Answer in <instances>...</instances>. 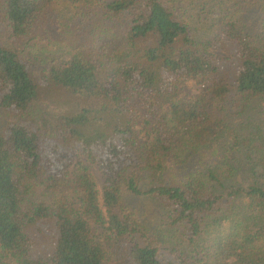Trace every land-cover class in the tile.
<instances>
[{"label": "trees", "instance_id": "16d2710c", "mask_svg": "<svg viewBox=\"0 0 264 264\" xmlns=\"http://www.w3.org/2000/svg\"><path fill=\"white\" fill-rule=\"evenodd\" d=\"M257 100L264 0H0V264H264Z\"/></svg>", "mask_w": 264, "mask_h": 264}, {"label": "rangeland", "instance_id": "374dc122", "mask_svg": "<svg viewBox=\"0 0 264 264\" xmlns=\"http://www.w3.org/2000/svg\"><path fill=\"white\" fill-rule=\"evenodd\" d=\"M225 60L221 61L220 64L222 67L226 68L224 72V79L225 82L231 86V88L235 87V61L234 59L229 56L228 54H221ZM62 58L59 56V61L60 62ZM188 93L191 97H195L199 94L200 92V86L197 85L196 83L191 84L188 86ZM232 122L235 126H237L240 130V132L243 135H247L249 131L251 132L256 125H260L262 128V131L264 132V100H257L255 101L252 106L249 108V110L243 114L240 117H234L232 118ZM253 124V129L246 131L242 129V125H250ZM251 129V128H250ZM222 148V155L224 152H228L230 161L234 163L237 168V174L236 177L233 179L234 183H245L249 181L250 177V164L248 163L246 156H245V150H240V151H231L230 146L228 142H224L221 145ZM83 158V156H82ZM95 172L98 175V178L101 179V174L98 171V169H95ZM140 206L145 209L144 211L146 212L145 215H149L148 219L156 226L158 223V203L154 202L152 199L148 198H141L139 201ZM157 209V212H156ZM159 226V223L157 224ZM157 226L155 228H157ZM160 231H165V228H161Z\"/></svg>", "mask_w": 264, "mask_h": 264}]
</instances>
